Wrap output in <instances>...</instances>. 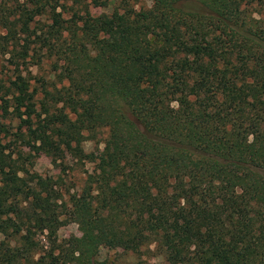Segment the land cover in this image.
<instances>
[{"label": "trees", "instance_id": "obj_1", "mask_svg": "<svg viewBox=\"0 0 264 264\" xmlns=\"http://www.w3.org/2000/svg\"><path fill=\"white\" fill-rule=\"evenodd\" d=\"M137 1L0 0V264H264V0ZM42 152L93 165L67 201Z\"/></svg>", "mask_w": 264, "mask_h": 264}, {"label": "rangeland", "instance_id": "obj_2", "mask_svg": "<svg viewBox=\"0 0 264 264\" xmlns=\"http://www.w3.org/2000/svg\"><path fill=\"white\" fill-rule=\"evenodd\" d=\"M151 5L150 0H138L134 5L136 9L147 8ZM114 5H110L108 8H103L98 4H90L89 8L91 14L94 16L100 14L111 13ZM1 33V31H0ZM45 69V67H44ZM8 63L7 57H0V81L11 78L12 72ZM34 72V70H33ZM12 108L9 104H3L0 102V126L6 127L7 130L16 131L17 128H26L28 120L26 116H23V121L16 118L11 114ZM4 133L0 129V138ZM106 133L103 131L100 133L95 140H88L83 144L84 150L87 153L96 152L97 148L101 150L103 145L101 141L105 138ZM29 168V167H28ZM93 165L90 163H79L67 158L61 165L53 164L51 160L42 152L32 159V167L30 170L43 178H51L52 181L57 185L64 194V200L67 201L69 195H72L81 190L85 184L87 174L91 172ZM82 230L75 224L68 222L61 226L57 232L58 245L60 249L64 250L67 247V242L70 238L80 237ZM42 242L45 243V239L42 238ZM98 259L100 261H117L122 263H135L136 259L131 254H124L119 250H108L101 249ZM142 262L145 264H158L159 260L155 259L152 254H145L142 256Z\"/></svg>", "mask_w": 264, "mask_h": 264}, {"label": "clouds", "instance_id": "obj_3", "mask_svg": "<svg viewBox=\"0 0 264 264\" xmlns=\"http://www.w3.org/2000/svg\"><path fill=\"white\" fill-rule=\"evenodd\" d=\"M175 106V105H174Z\"/></svg>", "mask_w": 264, "mask_h": 264}]
</instances>
